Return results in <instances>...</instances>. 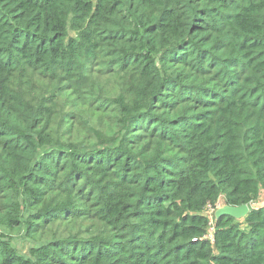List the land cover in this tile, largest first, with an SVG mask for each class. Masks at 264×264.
I'll list each match as a JSON object with an SVG mask.
<instances>
[{
	"label": "trees",
	"instance_id": "trees-1",
	"mask_svg": "<svg viewBox=\"0 0 264 264\" xmlns=\"http://www.w3.org/2000/svg\"><path fill=\"white\" fill-rule=\"evenodd\" d=\"M261 192L264 0H0V264H264Z\"/></svg>",
	"mask_w": 264,
	"mask_h": 264
},
{
	"label": "rangeland",
	"instance_id": "rangeland-1",
	"mask_svg": "<svg viewBox=\"0 0 264 264\" xmlns=\"http://www.w3.org/2000/svg\"><path fill=\"white\" fill-rule=\"evenodd\" d=\"M223 202V201H221ZM210 219H211V223H212V218L210 216L211 211H205L204 212ZM87 227V225L85 224L84 226H82L83 229H85ZM70 230V229H69ZM65 231V225L62 224H57L55 226H53L52 228H49V230H47L44 234L40 235L37 240L39 241H48L52 238V234L55 232L58 235H68L71 230L67 233V232H63ZM211 233V230H209ZM76 233V232H75ZM29 242L26 241V239L24 238L23 234H19L18 236L16 235L14 237L13 240V245L14 247L17 248L18 251L24 253V250L26 249V247H28Z\"/></svg>",
	"mask_w": 264,
	"mask_h": 264
},
{
	"label": "water",
	"instance_id": "water-1",
	"mask_svg": "<svg viewBox=\"0 0 264 264\" xmlns=\"http://www.w3.org/2000/svg\"><path fill=\"white\" fill-rule=\"evenodd\" d=\"M259 206H263V205L253 203L251 204V206L242 205L239 207H233L221 203L219 207L213 211L212 218L214 217V219H218L221 216H228L236 220H241L247 216L249 209L251 207H259Z\"/></svg>",
	"mask_w": 264,
	"mask_h": 264
},
{
	"label": "built area",
	"instance_id": "built-area-1",
	"mask_svg": "<svg viewBox=\"0 0 264 264\" xmlns=\"http://www.w3.org/2000/svg\"><path fill=\"white\" fill-rule=\"evenodd\" d=\"M253 204V203H252ZM219 205L220 204H217L216 206H215V208L214 209H211V208H209L207 211H211V213H210V216H211V218H212V213H213V211L216 209V208H218L219 207ZM211 233L209 234V235H207V238H209V239H212V233H213V225H212V223H211Z\"/></svg>",
	"mask_w": 264,
	"mask_h": 264
},
{
	"label": "crops",
	"instance_id": "crops-1",
	"mask_svg": "<svg viewBox=\"0 0 264 264\" xmlns=\"http://www.w3.org/2000/svg\"><path fill=\"white\" fill-rule=\"evenodd\" d=\"M255 204L264 205V192H261Z\"/></svg>",
	"mask_w": 264,
	"mask_h": 264
}]
</instances>
